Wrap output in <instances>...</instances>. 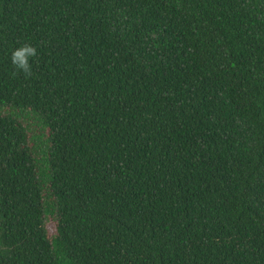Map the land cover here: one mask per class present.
<instances>
[{"label": "trees", "instance_id": "1", "mask_svg": "<svg viewBox=\"0 0 264 264\" xmlns=\"http://www.w3.org/2000/svg\"><path fill=\"white\" fill-rule=\"evenodd\" d=\"M0 264H264V0H0Z\"/></svg>", "mask_w": 264, "mask_h": 264}, {"label": "clouds", "instance_id": "2", "mask_svg": "<svg viewBox=\"0 0 264 264\" xmlns=\"http://www.w3.org/2000/svg\"><path fill=\"white\" fill-rule=\"evenodd\" d=\"M36 51L37 49L30 43H22L11 51L10 61L19 72L30 75L31 63L36 55Z\"/></svg>", "mask_w": 264, "mask_h": 264}, {"label": "rangeland", "instance_id": "3", "mask_svg": "<svg viewBox=\"0 0 264 264\" xmlns=\"http://www.w3.org/2000/svg\"><path fill=\"white\" fill-rule=\"evenodd\" d=\"M46 227L49 234H53L55 232V228L52 222H48Z\"/></svg>", "mask_w": 264, "mask_h": 264}]
</instances>
